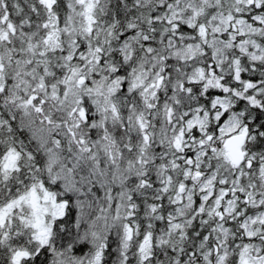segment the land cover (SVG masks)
<instances>
[{
  "label": "snow or ice",
  "instance_id": "1",
  "mask_svg": "<svg viewBox=\"0 0 264 264\" xmlns=\"http://www.w3.org/2000/svg\"><path fill=\"white\" fill-rule=\"evenodd\" d=\"M0 264H264V0H0Z\"/></svg>",
  "mask_w": 264,
  "mask_h": 264
}]
</instances>
